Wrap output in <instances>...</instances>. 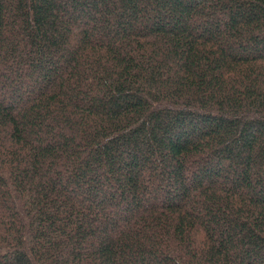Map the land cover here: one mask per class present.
<instances>
[{"label":"trees","instance_id":"16d2710c","mask_svg":"<svg viewBox=\"0 0 264 264\" xmlns=\"http://www.w3.org/2000/svg\"><path fill=\"white\" fill-rule=\"evenodd\" d=\"M0 264H264V0H0Z\"/></svg>","mask_w":264,"mask_h":264}]
</instances>
